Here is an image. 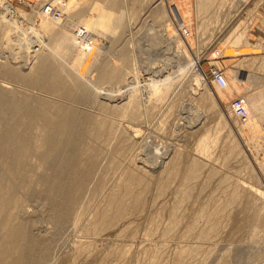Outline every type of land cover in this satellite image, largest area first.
Returning <instances> with one entry per match:
<instances>
[{
    "label": "rangeland",
    "instance_id": "1",
    "mask_svg": "<svg viewBox=\"0 0 264 264\" xmlns=\"http://www.w3.org/2000/svg\"><path fill=\"white\" fill-rule=\"evenodd\" d=\"M24 2L0 0V145L30 125L33 146L23 166L0 154V261L264 264V144L254 148L264 139V0ZM47 3L59 21L40 14ZM27 55L46 58L60 86ZM17 61L24 72L13 76ZM215 69L227 90L212 84ZM233 98L261 125L256 137L242 135ZM38 108L72 118L44 163L49 129L28 122Z\"/></svg>",
    "mask_w": 264,
    "mask_h": 264
},
{
    "label": "bare ground",
    "instance_id": "2",
    "mask_svg": "<svg viewBox=\"0 0 264 264\" xmlns=\"http://www.w3.org/2000/svg\"><path fill=\"white\" fill-rule=\"evenodd\" d=\"M241 1V0H240ZM54 6H56L57 8H59L61 10V8L57 5V4H52ZM116 6V5H114ZM118 6V5H117ZM94 8V7H93ZM96 8V7H95ZM118 8V7H117ZM121 8V7H120ZM91 10V9H89ZM114 10V9H113ZM93 11V10H92ZM62 12V11H61ZM86 12V11H85ZM43 17H45L46 19H49V20H46L48 23L50 22H54V18L52 17H49L48 15H45L43 12L40 13ZM67 14V13H65ZM80 14V13H79ZM95 14V12H94ZM92 15V14H91ZM112 15V14H111ZM117 15V14H116ZM62 16H63V13H62ZM110 16V15H109ZM118 16V15H117ZM83 17H85L83 15ZM120 17V16H119ZM80 18V17H79ZM93 18V17H92ZM81 20V19H80ZM187 22L189 21L188 18L185 19ZM38 23L41 21L40 18L37 19ZM59 21V20H57ZM87 21V19H86ZM88 22V21H87ZM94 22V21H93ZM97 22V21H96ZM106 22V21H105ZM55 23V22H54ZM84 23V22H82ZM57 24V23H56ZM92 24V23H91ZM78 27V26H77ZM76 28V27H75ZM82 30V29H81ZM186 30H189V29H186ZM79 31V30H78ZM86 31V30H85ZM83 31V32H85ZM95 31V29H94ZM97 31V30H96ZM105 31V30H104ZM68 32V31H67ZM102 31H99V32H96L98 34H100ZM189 35L187 37H189L192 33L191 31L189 30ZM66 33V32H65ZM81 33V32H80ZM242 31H239V34H238V39H243L242 38ZM87 35V34H86ZM89 35V34H88ZM80 36V35H79ZM82 36V34H81ZM90 36V35H89ZM114 36V35H113ZM118 36V35H117ZM84 37V36H83ZM245 38V37H244ZM86 39V38H85ZM111 40V39H110ZM114 42V41H113ZM86 43V42H85ZM82 44V43H81ZM87 44V43H86ZM68 45V44H67ZM87 47V46H85ZM98 47V46H97ZM111 47V45H110ZM180 47V46H179ZM105 48V47H104ZM103 48V50H104ZM21 49L19 50L18 54L20 56L21 55ZM49 49V48H48ZM108 49V48H107ZM111 49V48H110ZM62 50V48L60 49ZM77 53V51H76ZM86 51L83 53L84 55H87L85 54ZM102 54V53H101ZM57 55V54H56ZM58 57V55H57ZM86 57V56H85ZM0 58H3V56L1 55ZM27 60H30L32 61V63H36L32 57H28V55L25 57ZM73 60V59H72ZM34 61V62H33ZM10 64V63H9ZM18 64H20L18 61L17 62H13V65L12 63L10 64V66L13 67V69H9L10 70V73L13 75V76H17L19 73L21 74V72L23 73L24 70H22L21 68H18V67H21V66H18ZM86 64V63H84ZM83 64V65H84ZM49 65H52V64H49ZM11 67V68H12ZM47 67V64H46V58L43 57V59L41 58V60L37 61L36 65L34 66L35 70H34V73L37 74V75H44L46 74L49 79H50V82L52 84H54L56 86V84H58V86H60V82L61 80L58 78V72L53 69L54 66H49L50 68L47 70L46 69ZM18 69V70H17ZM193 70L194 71H200V68H199V63L198 62H195L193 63ZM81 77V76H80ZM33 78H37V77H33ZM33 82H37V79L36 80H32ZM228 82V81H227ZM63 83V82H62ZM163 84V83H162ZM138 85V84H137ZM158 83L156 81L153 82L152 86L150 84V90H149V100L158 92L159 90V86H157ZM134 87V86H133ZM229 87V85H228ZM228 87L226 88V90L228 89ZM163 89V88H162ZM224 91V90H223ZM245 103V102H244ZM250 103V106H251V110L252 111H255V112H258L259 114L262 113L263 111V102L260 98H254V99H251L250 102L248 101V104ZM246 105V103H245ZM247 106V105H246ZM248 109V107H247ZM20 111V110H19ZM71 111V110H70ZM1 113V111H0ZM21 113V112H19ZM69 113V112H68ZM62 113L59 112V117L61 116V118L63 119V121H57L55 122V119L54 118H51L50 116L46 115L45 113V110L44 109H36V110H32V111H29V123H34L36 120H41L43 121V123H45V126L48 127V131H49V134L48 136L46 137L45 141L41 143V152L43 153V156H44V160L43 158L41 159L42 162L41 163H44L43 161H46L49 157H51L52 155H55L57 150H58V141H56V139L59 140V138H64V136H67L66 133L68 132L67 130L70 128L71 126V122H72V118L71 117H68V116H65V115H61ZM67 114V113H66ZM68 115V114H67ZM264 115V114H263ZM264 117V116H263ZM61 118H59V120H61ZM18 119V118H17ZM249 119V112H248V118L245 122H247ZM16 121V120H15ZM27 124V122H26ZM32 126L30 125H22L21 128H11L7 135H6V144L4 145H0V154L4 155V156H11L12 160L14 162H18V164L20 166H23L24 164V159L29 157L30 154H32L33 152V146H32V139H31V136H30V130H31ZM261 131V125L258 123V121L256 120H250L249 122H247L243 127H242V135L245 136V138H250V137H256L257 133H259ZM136 135V134H134ZM262 135V134H261ZM138 136H140L138 134ZM259 136V135H258ZM257 136V137H258ZM67 138V137H66ZM4 139V138H2ZM251 140V139H250ZM251 142V141H250ZM64 144V143H63ZM264 144V139L263 138H258L256 139V141L254 142V148H256L257 150L260 149L262 147V145ZM63 146V145H61ZM60 146V147H61ZM59 147V148H60ZM78 147V146H77ZM82 149V148H81ZM167 149V148H166ZM209 149L210 147L207 145V144H203L202 147L200 148V152H201V155H207L209 153ZM60 151V150H59ZM59 151L57 152V154L59 153ZM76 151V150H75ZM169 153V150H165L164 151V155H168ZM75 154V153H74ZM79 154V152H78ZM76 155V154H75ZM56 156V155H55ZM53 156V157H55ZM79 156V155H78ZM77 156V157H78ZM42 157V156H41ZM52 158V157H51ZM40 160V159H39ZM53 160V158L51 159ZM52 162V161H51ZM68 162V161H67ZM48 164V163H47ZM62 164H63V161H62ZM62 164H60V167L63 168V166H61ZM65 164V163H64ZM94 165V164H93ZM59 167V169H60ZM65 167V166H64ZM89 168H92V163L90 162L89 164ZM68 169V168H67ZM64 170V169H63ZM72 170V168H71ZM194 170H197V168L194 167ZM61 171V170H60ZM69 172V171H68ZM71 173V172H70ZM71 180V179H70ZM69 181V180H68ZM187 182V181H186ZM127 183V182H126ZM80 189V188H79ZM78 192V191H77ZM14 193H17L16 191ZM80 193V191H79ZM12 203L11 206H15V208L19 205V199H13L12 201H10ZM8 203V202H7ZM6 205V204H4ZM9 205V204H7ZM3 206V205H1ZM5 207V206H4ZM7 207V206H6ZM10 207V206H9ZM5 209V208H3ZM8 210V209H7ZM4 211V210H2ZM10 213V212H9ZM219 215V214H217ZM201 216V214H200ZM212 216V215H211ZM219 217V216H218ZM217 217V218H218ZM10 218V217H9ZM211 218V217H210ZM216 219V217H215ZM214 219V220H215ZM11 220V219H10ZM7 218L5 219L4 222H0V224L2 226H5L7 223ZM10 222V221H9ZM19 225V224H18ZM213 225V224H212ZM97 230V229H96ZM213 227H212V230L213 231ZM12 236H15V237H18L19 234H13L12 233ZM14 237V238H15ZM22 237V235H21ZM10 240V239H9ZM17 240V239H16ZM12 242V241H11ZM4 245V244H3ZM6 245V244H5ZM15 252H18L20 251V247L19 246H15ZM80 251V250H79ZM13 252V253H15ZM26 252V251H25ZM183 256V255H182ZM23 258V257H22ZM0 264H21L20 260L19 259H14L12 254L11 255H8L5 256L4 258V261H0Z\"/></svg>",
    "mask_w": 264,
    "mask_h": 264
},
{
    "label": "built area",
    "instance_id": "3",
    "mask_svg": "<svg viewBox=\"0 0 264 264\" xmlns=\"http://www.w3.org/2000/svg\"><path fill=\"white\" fill-rule=\"evenodd\" d=\"M16 3L18 5H24V0H16ZM11 9L14 10L11 6ZM41 12H43L45 15H48L49 17L54 18L55 20H60L62 18V12L59 8L52 5L51 3H47L41 8ZM186 35H189V32L187 30ZM211 82L212 84L219 90H226L228 87V82L226 75L224 72H222L219 69H215L212 71L211 74ZM229 109L231 113L239 118L241 121H246L248 118V109L247 106L244 103V100L241 98H233L230 100L229 103Z\"/></svg>",
    "mask_w": 264,
    "mask_h": 264
},
{
    "label": "crops",
    "instance_id": "4",
    "mask_svg": "<svg viewBox=\"0 0 264 264\" xmlns=\"http://www.w3.org/2000/svg\"><path fill=\"white\" fill-rule=\"evenodd\" d=\"M27 1L38 2V1H41V0H27Z\"/></svg>",
    "mask_w": 264,
    "mask_h": 264
}]
</instances>
